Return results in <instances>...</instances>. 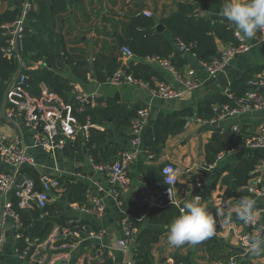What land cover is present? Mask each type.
<instances>
[{"label":"crops","instance_id":"0c3cea01","mask_svg":"<svg viewBox=\"0 0 264 264\" xmlns=\"http://www.w3.org/2000/svg\"><path fill=\"white\" fill-rule=\"evenodd\" d=\"M25 1L30 5L32 3V0ZM203 2L204 0H81L79 4L68 3L66 13L59 19V30L66 41L67 51H82L90 64L99 53L116 56L123 63V68L120 69L124 71L130 62L144 63L157 72L158 78L153 79V88L134 83L112 87L98 83L92 76L83 83L73 80L67 61H62L56 67V72L69 78L74 90L80 94L95 90L100 92L101 98L90 105L91 108L106 107L111 103L125 108L128 112L135 108L146 109L148 117L136 157L126 167L127 190L117 191L116 197L105 166L119 160L123 152L132 150L129 125L133 114H115V119L109 117L100 125L97 124L103 131L93 128L96 136L91 141L90 133H85L84 137L79 133L74 140L50 151L36 145L39 131H33L17 116L9 119L1 109L0 134L12 141H21L27 148V154L34 160V166L23 165L21 171L30 169L32 180L35 174L38 181L40 177L47 176L60 182V188L50 193L47 207L51 208V212L41 210L35 205L30 210H24L29 214L31 211L41 210L39 219L32 220V223L39 222L49 226L48 234L37 240L38 244L34 246V252L29 258L18 259L12 221L9 218L6 220L5 242L0 252L1 264L134 263L133 249L137 246V234L140 230H134L125 251L122 252L118 247V241L123 238L122 219L126 213L131 215L134 210L140 213L141 208L150 211L163 208L167 200L163 195L165 185L160 170L167 163L180 170L179 183L174 187L176 207L180 209L191 194L197 192L201 197V204L213 215L218 231L213 236L216 244L212 252L205 251L200 243L195 245L194 250V245L187 243L176 248L167 242V225L161 227L151 224L147 219L142 220V230H164L158 236L157 242L151 246L153 264H173L176 255L187 256L188 261L185 264H228L230 259L236 264H264V251L258 255L245 252L246 247H249L247 238L256 234L261 219L253 226L244 225L236 218V206L241 200L231 197L234 191L244 190L236 189L233 178L236 167L246 160L263 159L264 148L242 144L238 145L240 149H236L237 146L232 148L233 151L229 149L217 155L212 149L218 142L216 140L221 138L225 141L229 134H237L238 131L246 141L255 139L259 126L264 121V111L248 108L215 122H212L215 117L205 119L204 112H200V107L207 103L210 104L212 112L221 106L218 97L225 96L236 81L260 75L264 67V40L260 38V33L255 38L244 39L250 47L249 50L233 57L225 71L215 78L207 77L203 63L196 60L188 48L167 36L174 46L171 58L177 55L184 61L180 72L184 76H194L202 81L198 90L184 93L177 99H163L155 93L160 82L171 83L173 87L180 88L168 70L158 63L135 56L132 51L131 57H125L121 52L127 46H122L120 39L125 38L126 27L132 17L149 13L150 17L143 16L153 19L154 31L161 33L165 30L160 20L175 13L180 4L199 6ZM6 8L7 4L0 2V12ZM196 11L195 15L206 14L212 22L227 24L232 29L219 14L205 13L200 9ZM158 25L160 30L157 29ZM177 45H181L184 52H178ZM216 46L218 55L221 50L231 45L216 41ZM62 56L65 58V55ZM39 65L35 63L30 68H37ZM222 75L225 76L226 87H222L225 83ZM251 90L264 94L261 87L254 86L248 92ZM69 96L71 101V92ZM120 116L123 118L118 120ZM215 123L217 126H214ZM156 132L166 135L164 143L158 148L149 147L147 143L154 140L151 137ZM149 155L151 158H148ZM210 160L214 162L210 164ZM11 171L12 167L0 162V173ZM232 181L234 187L230 192ZM35 189L39 190V186L36 185ZM12 193L14 192L7 195L11 204ZM94 197L104 205V212L100 217L82 212L79 208L81 205H89ZM2 205L3 197L0 195V210ZM258 205L257 201L256 206ZM81 227L92 231L97 237H88ZM152 235L154 234L151 233L150 236Z\"/></svg>","mask_w":264,"mask_h":264},{"label":"trees","instance_id":"16d2710c","mask_svg":"<svg viewBox=\"0 0 264 264\" xmlns=\"http://www.w3.org/2000/svg\"><path fill=\"white\" fill-rule=\"evenodd\" d=\"M80 1L36 0L35 7L26 16L27 32L22 50L23 67H20L17 62L7 60L2 56L1 49L5 46L6 37L0 34V110L5 107V90L17 75L23 74L27 77L26 84L32 97L39 98L42 93V87H45L52 93H58L56 95L64 101H70L69 94L74 89L70 84L71 80L56 72V67L60 66L62 61H67L71 78L79 83L85 82L86 78L92 76L95 81L102 84L117 69L123 68V63L116 56L99 53L94 56L90 64L82 51L75 49L67 51L66 41L59 30V19L62 14L66 13L68 3L79 4ZM0 2L7 4V8L0 12V26L15 21L20 13L23 0H0ZM223 2L224 0H204L202 5L199 6L180 4L175 13L160 20L165 30L161 33L154 31L155 21L153 19L146 18L143 15L132 17L126 27V36L124 39H120V42L122 46L129 47L133 54L140 58L153 56L169 58L174 68L181 71L184 61L177 55L173 59L171 58L170 55L174 53V46L167 38L169 36L188 48L196 60L202 63H209L212 58L218 56L216 41L221 42L223 45L235 46L237 45V40L234 37V32L227 24L212 22L206 14L195 15V13L197 12L196 9H200L205 13L218 14ZM62 54L65 55V58H63ZM35 63L40 65L37 68H30ZM126 74L137 82L146 83L150 88H153V79L158 78L157 72L144 63L134 64L130 62L127 66ZM257 79L258 76L255 78L244 77L233 83L225 96L218 97L221 106L226 105L230 110L238 109L240 107L239 101L245 98L248 91L254 87L252 83L257 81ZM139 110L142 109L135 108L132 112H128L121 106L108 103V106L99 108H91L90 105H85L83 111L76 112L75 115L81 124L87 118L89 119V124L100 125L109 117L115 119L117 115H122L125 112L133 114L132 118L134 119ZM200 112H204L205 119L216 117V113L211 111L209 103L202 105ZM121 118L123 116H120L118 120H121ZM130 127L131 122L129 129ZM92 129L91 127L87 131L90 133V141L96 136ZM151 138L154 140L147 143L148 146L158 148L164 143L166 135H160L159 132H156L154 137ZM216 141L218 142L212 146L215 155L242 145L246 140L238 131L237 134H229L225 141L221 138ZM260 161V159H250L236 167L233 172L236 189L243 188L244 190L240 192L234 191L231 197H237L240 200L250 197L245 187L252 179L260 175L257 172V166ZM213 162L214 160L209 161L210 164ZM20 172L22 175L31 178L30 169H24ZM247 175L248 177H246ZM33 180L38 186L37 175L34 174ZM195 181L193 180V182ZM196 195L198 193L193 192L188 199ZM11 196L12 208L18 214L21 223V230L19 231L23 235V238L17 241V247L20 252L29 247L27 256L29 258L34 252V246L27 245L24 239L28 238L30 241L43 239L48 234L49 226L39 222L33 224L32 220H38L42 211L35 210L29 214L17 208V198L14 197V193ZM45 209L51 212L50 207L46 206ZM130 214L132 230H140L137 234V246L133 249L134 264H153L150 252L151 246L157 242L158 236L164 230H142V223L144 219H147L153 225L168 226L180 214L179 208L165 201L162 209H152L150 211L146 208H141L140 213L134 210ZM151 233L154 235L150 236ZM215 244L216 240L214 237L200 242L201 247L207 252H212L215 249ZM187 261V256L176 255L173 264H185Z\"/></svg>","mask_w":264,"mask_h":264},{"label":"built area","instance_id":"2783aa9c","mask_svg":"<svg viewBox=\"0 0 264 264\" xmlns=\"http://www.w3.org/2000/svg\"><path fill=\"white\" fill-rule=\"evenodd\" d=\"M36 0H32L31 5L23 0L18 17L9 24L0 26V34L5 36V46L1 49L2 56L7 60L17 62L20 67L24 66L22 50L23 41L27 32L26 16L35 7ZM146 17L151 15L147 12L142 13ZM30 32V30H28ZM260 38L264 40V31H259ZM234 37L237 40V45L229 46L220 51L218 56L212 58L209 63H203L208 78H215L225 71L229 61L239 55L246 53L249 50V45L241 38V35L234 31ZM125 57H131L132 52L128 47L121 49ZM147 61L158 63L164 69L168 70L175 83L180 85V88L173 87L171 83L160 82L155 93L163 99H177L184 93H189L198 90L202 86V81L194 76H184L180 71L174 68L170 60L159 57H146ZM27 77L23 74L15 76L8 84L4 93V110L5 116L11 119L14 116L21 118L27 126L33 131L40 133L36 138V145L44 150H56L61 148L67 141L74 140L76 135L81 131L87 133L89 128H94L98 131H103L100 126L89 124V119H85L84 123H80L76 117V112H82L85 105L96 103L101 94L95 90L88 94H80L74 89L71 91L72 101H64L55 93L48 91L42 87V93L39 98L32 97L29 94V87L26 84ZM124 83H134L142 87L149 88L146 83L135 81L130 75L126 74L123 69H117L104 84L117 87ZM255 87H264V68L257 81L252 83ZM238 109L230 110L224 105L214 109L216 117L212 122L221 120L227 116L234 115L240 110L255 108L264 111V94L253 91L248 92L244 99L239 101ZM148 113L146 109L139 110L136 118L132 119L130 134L132 150L123 152L120 159L116 162L105 166L108 171L109 183L114 187L115 195L117 191L125 192L127 190L126 167L134 160L137 150L141 144V134L146 123ZM11 121V120H9ZM236 131V128H233ZM243 146L264 148V121L259 126L258 136L255 139L245 141ZM26 147L21 141H12L0 134V162L12 167L9 173H0V195L3 197V205L0 210V252L5 242V225L9 218L12 221V228L15 232L16 243L23 238L21 223L18 214L13 210L12 204L7 200V195L14 192L17 198V207L21 210H30L34 205L44 210L50 198L52 190L60 188V182L54 178L42 176L39 178V190H36L35 182L21 174L23 165L34 166V160L27 154ZM236 149H240L238 146ZM234 149H231L233 151ZM148 158H151L149 155ZM262 168L259 176L255 177L245 187L246 192L252 198L259 202L256 206L261 213L260 227L264 230V158L261 159L257 166V171ZM165 189L163 195L169 204L177 206L174 187L179 183L178 175L180 170L177 166L167 163L160 170ZM80 210L100 217L104 212L103 203L96 197L92 198L89 205H81ZM131 217L125 214L122 219L123 238L118 241L119 249L124 252L127 247V241L133 236L134 230L130 224ZM246 225V224H244ZM254 224L246 225L247 227ZM85 230L88 237H97L92 231ZM25 243L29 246H36L37 240L30 241L25 238ZM249 247H246L245 252ZM29 247L22 252L16 246V253L19 260H25L28 256ZM230 264H236L233 259H230ZM1 264V263H0ZM134 264V263H131Z\"/></svg>","mask_w":264,"mask_h":264},{"label":"clouds","instance_id":"9594fccd","mask_svg":"<svg viewBox=\"0 0 264 264\" xmlns=\"http://www.w3.org/2000/svg\"><path fill=\"white\" fill-rule=\"evenodd\" d=\"M218 14L242 39L255 38L259 31H264V0H224ZM179 211L180 214L167 226L170 246L196 245L215 235L213 215L201 204L199 195L186 200ZM260 217L256 201L252 198H244L236 206V218L246 225L258 224ZM247 239L250 255L264 251V230L261 227H257L256 234Z\"/></svg>","mask_w":264,"mask_h":264},{"label":"water","instance_id":"95a60500","mask_svg":"<svg viewBox=\"0 0 264 264\" xmlns=\"http://www.w3.org/2000/svg\"><path fill=\"white\" fill-rule=\"evenodd\" d=\"M229 23H231V22H229ZM160 25H158L157 26V29L158 30H160ZM233 29V28H232ZM234 30V29H233ZM120 47V46H119ZM176 50L178 51V52H184V48L181 46V45H177L176 46ZM223 76V78H222V80H223V82H225L224 84H222V87H226L227 86V83H226V79L224 78L225 76L224 75H222ZM261 89H264V87H261ZM251 93L253 92L252 90L250 91ZM214 126H217V123H215L214 124ZM80 135L82 136V137H84L85 136V132L84 131H81L80 132ZM260 171H262V168L261 169H259L257 172H260ZM246 177H248V175L246 176ZM230 192H232L233 191V187H234V181H232L231 183H230ZM216 231H218V229H216ZM194 248H195V245L192 247V249L194 250ZM229 264V263H228Z\"/></svg>","mask_w":264,"mask_h":264}]
</instances>
